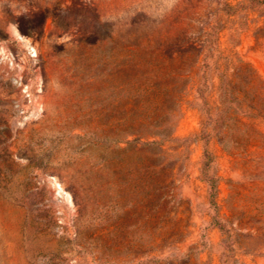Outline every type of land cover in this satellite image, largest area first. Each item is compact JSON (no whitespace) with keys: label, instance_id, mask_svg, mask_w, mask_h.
<instances>
[{"label":"rangeland","instance_id":"obj_1","mask_svg":"<svg viewBox=\"0 0 264 264\" xmlns=\"http://www.w3.org/2000/svg\"><path fill=\"white\" fill-rule=\"evenodd\" d=\"M0 264H264V0H0Z\"/></svg>","mask_w":264,"mask_h":264}]
</instances>
